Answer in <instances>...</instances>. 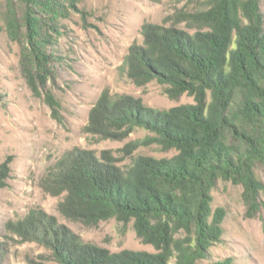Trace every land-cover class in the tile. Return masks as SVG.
<instances>
[{"label":"trees","instance_id":"1","mask_svg":"<svg viewBox=\"0 0 264 264\" xmlns=\"http://www.w3.org/2000/svg\"><path fill=\"white\" fill-rule=\"evenodd\" d=\"M172 24L146 23L144 43H134L123 71L137 86L163 85L169 99L192 103L159 111L129 95L104 91L90 112L86 132L101 140H123L138 129L149 134L128 143L132 157L141 146L174 151L171 158L140 155L128 167L111 151L101 157L77 148L64 154L42 181L46 192L64 196L59 212L94 226L116 219L133 228L155 252L109 249L83 242L44 211L17 225L27 240L51 249L59 264H235L214 261L211 250L224 236L226 211L213 210L220 182L243 188L247 216L264 210V13L260 0H190ZM20 17L7 0L3 20L9 37L22 45V67L35 96L44 98L62 122L61 103L47 83L52 55L49 30L60 32L77 0H23ZM184 25V26H182ZM25 29V30H24ZM43 88L44 96L42 91ZM0 165V185L11 172Z\"/></svg>","mask_w":264,"mask_h":264},{"label":"rangeland","instance_id":"2","mask_svg":"<svg viewBox=\"0 0 264 264\" xmlns=\"http://www.w3.org/2000/svg\"><path fill=\"white\" fill-rule=\"evenodd\" d=\"M14 2L22 17L23 0ZM260 3L264 13V0ZM197 8L190 0H77L70 17L60 21V32L49 30L51 78L46 87L61 103L62 122H58L44 98L36 97L28 83L22 67V45L9 37L3 20L7 0H0V165L11 160L10 176L0 185V264H59L51 249L17 231L20 221L40 210L56 217L85 243L112 252H155L138 238L132 223L112 219L89 226L65 218L58 209L64 196L50 195L42 181L65 153L77 148L92 150L98 157L111 151L122 167L130 166L140 155L159 159L175 155L157 145L141 146L132 157L123 152L128 143L149 134L143 129L123 140H101L85 128L91 110L106 90L114 98L129 95L142 99L159 111L193 102L186 95L177 101L169 99L165 87L156 81L137 86L123 66L130 47L144 43V24L170 25L177 12ZM40 90L44 96L43 88ZM257 173L264 182V166ZM213 199V210L225 209L226 217L223 240L212 248V259L264 264V210L249 218L243 188L231 183L220 182ZM170 264H176L175 260Z\"/></svg>","mask_w":264,"mask_h":264}]
</instances>
